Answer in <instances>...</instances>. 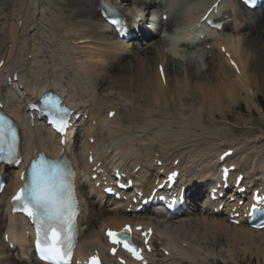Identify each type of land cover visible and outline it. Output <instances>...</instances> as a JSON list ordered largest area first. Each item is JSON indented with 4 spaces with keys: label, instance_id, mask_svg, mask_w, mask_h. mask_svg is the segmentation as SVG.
Returning <instances> with one entry per match:
<instances>
[{
    "label": "bare ground",
    "instance_id": "bare-ground-1",
    "mask_svg": "<svg viewBox=\"0 0 264 264\" xmlns=\"http://www.w3.org/2000/svg\"><path fill=\"white\" fill-rule=\"evenodd\" d=\"M214 1L187 0L185 17L180 15L179 7L176 18L160 22L161 28L169 30L183 18V26L191 28L186 37L198 38L196 20ZM160 3L161 0H111L113 6L124 10L132 4L143 6L147 13ZM231 5V0H221L220 9H231ZM95 7L96 0H0V59L5 61V71H18L24 80V91L13 96V102L19 103L35 89L59 86L63 92L71 91L78 108L86 110L89 121L95 122L84 123L86 131L95 130L97 134L92 136V144L88 143L91 137L84 136L82 146L86 150L102 149L97 159L106 160L105 165L117 162L140 166L142 173L150 175L144 182L149 187L159 176L158 171L169 169L175 159L182 167L199 171L201 175L195 179H201L206 168H211V158L226 145L235 148L239 156L243 147L249 160L253 153L262 151L264 131L244 130L243 141L236 140L226 112L240 101L247 109L260 110L253 100L264 84V14H250L249 20L239 10L231 24L223 25L226 27L220 37L199 42L196 52L185 50L184 58L181 53L176 55V43L171 45V53H164L154 36L142 47L115 40L110 28L97 18ZM206 44L210 49L204 48ZM220 47L236 62L238 73L228 65ZM159 63L165 68L164 84L156 68ZM9 105L16 109L12 103ZM109 112L114 113L111 119H107ZM26 135L29 147L36 145L48 151L50 143H55L43 127H26ZM74 155L79 163L88 166L78 149L72 158ZM157 160L164 162L161 168L153 166ZM261 165L264 168V161ZM82 196L85 211L81 222L84 220L87 227L81 242L100 248L97 228L119 226L123 218L102 210L100 198ZM1 199L0 225L15 242L18 218L8 214L3 194ZM201 211L173 222L151 214L144 217L155 222V232L172 243L168 258L173 263L187 260V264H210L208 259L215 253L202 243L208 237L221 238L229 247L257 251L264 259V229L231 225L222 217ZM12 252L18 259L22 257L17 249ZM12 252L0 241V264H13Z\"/></svg>",
    "mask_w": 264,
    "mask_h": 264
},
{
    "label": "snow or ice",
    "instance_id": "snow-or-ice-1",
    "mask_svg": "<svg viewBox=\"0 0 264 264\" xmlns=\"http://www.w3.org/2000/svg\"><path fill=\"white\" fill-rule=\"evenodd\" d=\"M161 72L163 74V69ZM66 126L62 122L60 130L63 131ZM15 142V128L7 119L0 117V145H7L0 151L6 153L5 159L19 163V159L15 158ZM227 155L229 153H224V156ZM71 175L59 163L37 160L30 165L29 178L13 197L18 210L33 220L36 227V247L40 258L47 264H68L72 254L77 208ZM254 200L253 210L264 211V196L257 195ZM129 232L131 228L125 226L123 233ZM107 235L114 245H122L136 259H142L140 251L128 240L127 235L111 230ZM112 251L115 252L116 248Z\"/></svg>",
    "mask_w": 264,
    "mask_h": 264
},
{
    "label": "rangeland",
    "instance_id": "rangeland-1",
    "mask_svg": "<svg viewBox=\"0 0 264 264\" xmlns=\"http://www.w3.org/2000/svg\"><path fill=\"white\" fill-rule=\"evenodd\" d=\"M226 34L228 36H231L228 31L226 32ZM156 39L161 41L160 43L161 46L164 47V53H171V51L169 50L171 46H166L167 41L165 42V38L163 39L162 37H159V39ZM180 53L181 56L183 55L184 58L186 57L185 53ZM177 54L179 56V52ZM258 100L264 101V84L261 85V88L257 93L254 102L257 104ZM259 109L260 110H257L253 107L247 109L246 105H244L243 102L240 101L238 102L237 106L232 108L231 111L226 112L227 121L229 122V124L235 126L232 128V133L235 134L234 138L241 139V136L244 135V130L252 132L264 130V107H260ZM236 122L239 123L237 124V126ZM243 122H246L248 124L245 126L242 124ZM207 124L208 126H210V122H208ZM202 243H205L208 246L209 250L215 253L212 254L211 258L209 259L210 264H264V259L260 254H256L257 251H243L240 248L229 247L221 238H217L215 240L211 237H208V239L203 241ZM226 250L228 252H226Z\"/></svg>",
    "mask_w": 264,
    "mask_h": 264
},
{
    "label": "clouds",
    "instance_id": "clouds-1",
    "mask_svg": "<svg viewBox=\"0 0 264 264\" xmlns=\"http://www.w3.org/2000/svg\"><path fill=\"white\" fill-rule=\"evenodd\" d=\"M181 0H164L166 6V11L169 13H175L179 8ZM203 5H201L202 7ZM195 7V6H193ZM126 14L130 16L134 21L142 19L146 15V9L143 6L132 4L131 6L125 9ZM191 11V9H189ZM148 15L149 27L153 26V22H156L160 16L156 9H153ZM188 34V28H176L172 33L167 34V46H171L173 43L180 44L182 40L186 38Z\"/></svg>",
    "mask_w": 264,
    "mask_h": 264
}]
</instances>
